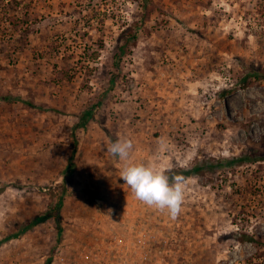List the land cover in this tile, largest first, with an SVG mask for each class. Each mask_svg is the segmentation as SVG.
I'll return each instance as SVG.
<instances>
[{"label": "rangeland", "instance_id": "374dc122", "mask_svg": "<svg viewBox=\"0 0 264 264\" xmlns=\"http://www.w3.org/2000/svg\"><path fill=\"white\" fill-rule=\"evenodd\" d=\"M124 138L192 171L176 218L120 178ZM63 185L60 240L52 218L10 238ZM48 259L264 264V0H0V264Z\"/></svg>", "mask_w": 264, "mask_h": 264}, {"label": "clouds", "instance_id": "9594fccd", "mask_svg": "<svg viewBox=\"0 0 264 264\" xmlns=\"http://www.w3.org/2000/svg\"><path fill=\"white\" fill-rule=\"evenodd\" d=\"M133 142L119 139L109 144L107 151L123 162L120 178L132 191L134 197L158 211H166L176 218L184 201V183L178 176L170 177L154 163H130Z\"/></svg>", "mask_w": 264, "mask_h": 264}, {"label": "trees", "instance_id": "16d2710c", "mask_svg": "<svg viewBox=\"0 0 264 264\" xmlns=\"http://www.w3.org/2000/svg\"><path fill=\"white\" fill-rule=\"evenodd\" d=\"M138 37H139V32L135 31V33H133L132 35H128L126 39H124L123 45L119 47V53L115 54L114 56V66L116 68H118L121 62V59L124 54L125 46L131 42H135L138 39ZM113 82L114 80H112L111 87L114 84ZM11 98H15V97H12V96L4 97L5 100H11ZM22 102L26 105L34 106L32 103H29L27 101H22ZM97 106L98 105H94L93 107L86 109L85 111H83L81 114L78 115V122L72 127L73 131L77 130L78 128H85L88 122L94 120L95 109L97 108ZM75 151H76V147L73 149V152L68 161V164L63 171L64 178L71 176L75 171V165L73 163V157H74ZM239 160H243V159H233L232 161L229 162V164L235 163ZM168 173L171 175L170 177L178 176L180 178H184V177L191 176L192 171L187 170V171H182L181 173H173L172 171H168ZM65 194H67V189H65V185H63L62 191H60V193L57 195V202L55 203V205L49 207L44 212H41L35 215L26 226H23L18 233L11 235L10 238H18L21 236V234L27 232L28 230L32 229L36 225L43 223L46 220L52 218L56 225L57 238L58 240H60L62 236V232H63V228L61 225V219H62L61 210L63 207L64 197L66 196ZM46 264H51V259H48Z\"/></svg>", "mask_w": 264, "mask_h": 264}]
</instances>
